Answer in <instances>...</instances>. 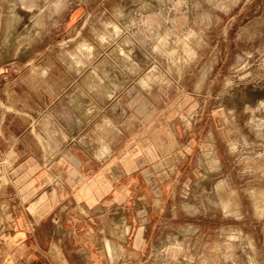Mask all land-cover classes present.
<instances>
[{
	"label": "rangeland",
	"instance_id": "rangeland-1",
	"mask_svg": "<svg viewBox=\"0 0 264 264\" xmlns=\"http://www.w3.org/2000/svg\"><path fill=\"white\" fill-rule=\"evenodd\" d=\"M129 107L186 151L147 251L118 264H264V0H0V178Z\"/></svg>",
	"mask_w": 264,
	"mask_h": 264
},
{
	"label": "crops",
	"instance_id": "crops-1",
	"mask_svg": "<svg viewBox=\"0 0 264 264\" xmlns=\"http://www.w3.org/2000/svg\"><path fill=\"white\" fill-rule=\"evenodd\" d=\"M146 117L129 107L110 129L91 130L87 146L65 147L48 167L33 157L6 164L0 264H118L121 248L134 256L147 251L169 214V174L186 147L167 120Z\"/></svg>",
	"mask_w": 264,
	"mask_h": 264
},
{
	"label": "bare ground",
	"instance_id": "bare-ground-1",
	"mask_svg": "<svg viewBox=\"0 0 264 264\" xmlns=\"http://www.w3.org/2000/svg\"><path fill=\"white\" fill-rule=\"evenodd\" d=\"M107 248H108V249H109V250L112 252V250H113V249H111V247H110V246H108V245H107Z\"/></svg>",
	"mask_w": 264,
	"mask_h": 264
},
{
	"label": "built area",
	"instance_id": "built-area-1",
	"mask_svg": "<svg viewBox=\"0 0 264 264\" xmlns=\"http://www.w3.org/2000/svg\"><path fill=\"white\" fill-rule=\"evenodd\" d=\"M107 254H108V252H107Z\"/></svg>",
	"mask_w": 264,
	"mask_h": 264
}]
</instances>
